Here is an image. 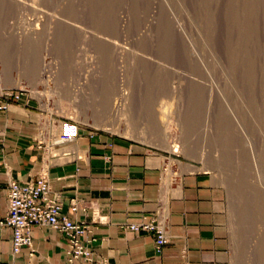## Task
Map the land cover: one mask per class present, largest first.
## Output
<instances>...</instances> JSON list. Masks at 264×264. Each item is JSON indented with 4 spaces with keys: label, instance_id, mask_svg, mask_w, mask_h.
Returning a JSON list of instances; mask_svg holds the SVG:
<instances>
[{
    "label": "rangeland",
    "instance_id": "374dc122",
    "mask_svg": "<svg viewBox=\"0 0 264 264\" xmlns=\"http://www.w3.org/2000/svg\"><path fill=\"white\" fill-rule=\"evenodd\" d=\"M21 1H0V102L43 115L46 162L62 124L196 162L233 263L264 264V0Z\"/></svg>",
    "mask_w": 264,
    "mask_h": 264
},
{
    "label": "crops",
    "instance_id": "0c3cea01",
    "mask_svg": "<svg viewBox=\"0 0 264 264\" xmlns=\"http://www.w3.org/2000/svg\"><path fill=\"white\" fill-rule=\"evenodd\" d=\"M42 118L21 103L0 111V220L7 213L9 182L32 181L47 166L50 186L62 197V214L87 227L101 264H234L224 190L211 173L145 143L90 133L61 147L56 162L50 164L47 153L48 164L38 138L45 142L47 134L37 133ZM73 199L75 214L68 210ZM151 220L167 239L160 252L153 236L129 229ZM32 236L34 254L23 248L14 256L11 230L0 226V264H67L61 234L33 227Z\"/></svg>",
    "mask_w": 264,
    "mask_h": 264
},
{
    "label": "built area",
    "instance_id": "2783aa9c",
    "mask_svg": "<svg viewBox=\"0 0 264 264\" xmlns=\"http://www.w3.org/2000/svg\"><path fill=\"white\" fill-rule=\"evenodd\" d=\"M10 94L5 93V96L10 97ZM17 98L18 96H15V99ZM7 107L5 102H0V111L6 110ZM72 137L74 141L75 134ZM39 146H43L45 151L42 142ZM47 169L43 168L38 177L32 181H10L6 188L7 213L0 220V226L11 230L13 255L17 256L23 248H26L32 256L34 254L32 228L49 227L67 240V264H101L95 260L89 246L87 227L75 222L67 214H62V197L51 188ZM68 210L71 214L78 211V203L75 199L70 200ZM129 229L153 236L158 252L167 243L162 226L155 220L131 225Z\"/></svg>",
    "mask_w": 264,
    "mask_h": 264
},
{
    "label": "bare ground",
    "instance_id": "6f19581e",
    "mask_svg": "<svg viewBox=\"0 0 264 264\" xmlns=\"http://www.w3.org/2000/svg\"><path fill=\"white\" fill-rule=\"evenodd\" d=\"M0 1H3V0H0ZM5 1V0H4ZM10 1V0H9ZM15 3H16V5L17 4H23V2L21 1V0H13ZM8 2V1H7ZM12 2V1H11ZM9 4H10V2H9ZM13 4V3H12ZM29 6V5H28ZM42 12V11H41ZM44 15H46L45 13H44ZM39 16V15H38ZM48 16V14L46 15V17ZM48 18V17H47ZM45 19V18H44ZM49 19V18H48ZM48 19H47V21H48ZM46 20V19H45ZM50 20H52V19H50ZM35 30V29H34ZM34 32V31H33ZM36 33V32H35ZM34 34V33H33ZM125 96V92L124 91H122L120 94H119V98H117L118 99V101H122L123 100V97ZM118 101H116L115 100V102L112 104V106H113V111H114V113L115 114H117V115H119L120 117L123 115V113L122 112H124V110H123V108H121L120 106H119V102ZM120 103H122V102H120ZM125 115V114H124ZM123 119V118H122ZM122 119H120V121H122ZM61 138L58 140V141H56L53 145H62L63 143H67V142H70L71 140H73L72 139V133H71V130H70V128L69 127H67V125L66 124H62L61 125ZM173 129V128H172ZM171 130V128H169L168 129V131H170ZM169 137H170V135H169ZM169 140V139H168ZM172 143V142H171ZM171 143L168 141V145H167V147H170V148H173V146L171 145ZM53 145H51L50 147H48V152H50L52 149H53ZM174 148H175V145H174ZM177 149V148H176ZM174 151L176 152V150L174 149ZM50 155V154H49ZM54 158H56V157H54ZM252 159H253V165L256 167L257 165H256V160H255V158H254V156H252ZM44 168H47V166H45ZM256 168H258V167H256Z\"/></svg>",
    "mask_w": 264,
    "mask_h": 264
}]
</instances>
